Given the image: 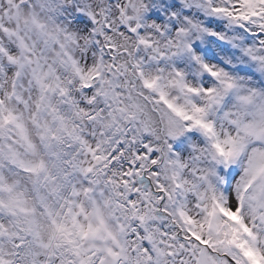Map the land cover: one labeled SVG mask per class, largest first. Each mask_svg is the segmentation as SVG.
<instances>
[{
  "label": "snow or ice",
  "instance_id": "6c2138e0",
  "mask_svg": "<svg viewBox=\"0 0 264 264\" xmlns=\"http://www.w3.org/2000/svg\"><path fill=\"white\" fill-rule=\"evenodd\" d=\"M0 264H264V0H0Z\"/></svg>",
  "mask_w": 264,
  "mask_h": 264
}]
</instances>
